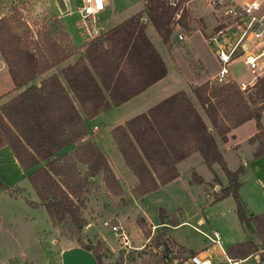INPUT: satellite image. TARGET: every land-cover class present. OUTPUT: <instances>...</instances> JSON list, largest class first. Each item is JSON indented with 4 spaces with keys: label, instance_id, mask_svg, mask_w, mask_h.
<instances>
[{
    "label": "trees",
    "instance_id": "1",
    "mask_svg": "<svg viewBox=\"0 0 264 264\" xmlns=\"http://www.w3.org/2000/svg\"><path fill=\"white\" fill-rule=\"evenodd\" d=\"M144 3L142 12L89 40L84 45V57L63 66L61 78L56 73H46L73 55L76 47L58 17L54 16L67 43L46 37L43 41L48 54L44 47L25 41L14 31L8 16L0 17V53L14 89L22 88L0 104V134L21 167L31 169L27 178L54 227L68 221L79 230L86 225L81 198L90 177L101 174L112 194L123 193L107 157L87 137L86 121L129 100L167 73L165 62L145 33L143 18L168 44L174 30L171 20L175 8L165 0ZM247 86L240 90L230 78L222 83L205 81L192 86V95L205 119L185 91L179 90L111 130L125 164L137 179L131 188L134 195L143 196L178 177L177 163L193 152L199 153L208 168L214 163L219 166L227 184L215 199L230 195L238 221L248 228L251 223L260 241L258 245L244 240L225 246L230 259L264 249V210L255 214L246 211L237 191L243 166L229 170L214 138L215 135L225 142L233 128L252 119L256 130L249 139L255 143L251 157L264 153L260 122L264 74L256 75L250 93L245 92ZM81 166L85 168L83 172ZM0 188H5L1 177ZM137 223L148 238L143 220ZM178 224L174 217L171 225ZM80 243L92 251L97 264L102 263L100 241L95 245ZM186 252L192 254L190 250ZM259 258L263 259L260 253Z\"/></svg>",
    "mask_w": 264,
    "mask_h": 264
},
{
    "label": "rangeland",
    "instance_id": "2",
    "mask_svg": "<svg viewBox=\"0 0 264 264\" xmlns=\"http://www.w3.org/2000/svg\"><path fill=\"white\" fill-rule=\"evenodd\" d=\"M54 1L57 3L56 0ZM143 1L138 0L135 3L138 9L144 5ZM179 1L182 4L181 0ZM182 1L185 2V0ZM77 4L75 0L72 5L74 15L68 19L76 37L73 41L74 45L79 48L87 38L83 32L84 23L92 27L93 19L81 18L76 12ZM180 4L175 9L171 20L174 30L169 43L165 44L155 30H151V36L168 67L169 83L172 84L174 80H184L186 88L192 79L201 80L208 76V72L217 68L206 37L212 34L218 21L215 13L210 12V8L200 0H187L185 6ZM182 8H184L183 11ZM0 11L7 12L5 16L11 20L14 31L23 35L25 41H34L37 45L44 47L46 54H48L47 43H44L46 37L57 39L60 43H67L65 39H62V31L54 17L56 14L47 0H0ZM202 11H205L202 14L205 25L200 18ZM176 12L183 15V18H177ZM178 19L179 21L176 22ZM96 22L99 24L98 19ZM148 26L152 29L150 23L147 24ZM178 33H182L185 39L178 40ZM242 61V59L235 61L238 77H245L244 80L256 77V74L246 68ZM56 70L59 69L56 68ZM51 71L54 72L55 68L53 67ZM11 87L8 71L0 69V94ZM247 87L245 92L250 93L251 85ZM125 112L127 111L124 108L112 106L91 122V127L93 125L98 127L92 138L113 162L123 193L112 194L102 180L101 174L90 177L81 198V215L87 223L80 230L75 228L72 221L54 227L44 207L27 206L22 199L14 198L2 211L0 261L62 264L61 249L63 247L72 244L81 246L80 242L84 245H95L97 241H100L101 258L104 256L101 264H184L189 254L185 249L180 248V245L194 250H207L214 262H221L223 258L216 245L213 246L207 240L212 231L219 233L222 247L225 245L224 240L229 238H250L251 233L245 230L248 227L243 224L245 229L241 228L237 221L230 195L223 197L222 200L212 201L213 192H215L214 184L224 185L226 180L217 164L208 168L199 155L182 164V179L172 185L163 187L160 185L143 196L134 195L131 192L136 178L126 166L111 136V128L114 125H124L131 117L128 115V118H125ZM262 114L264 118V112ZM214 138L217 141L215 135ZM228 152L234 155L233 150L226 151V154ZM230 157L228 156V160ZM2 162L0 177L5 188L1 189H9V186H12V189H21L11 191L12 194L23 191L26 198L36 199V193L27 178V172H23L24 170L22 171L20 167L18 170L11 164H5L4 160ZM189 166H192L193 171L190 173L188 182L189 176L185 170ZM80 169L83 172L85 168L81 166ZM255 176H259L264 181V170L258 173L245 172L249 190L253 189L264 202L262 189L253 182ZM121 215L123 221L119 220ZM174 217L182 221L176 227L171 226ZM138 219L143 220L144 227L149 233L147 240L142 241L141 248L124 247L118 242L110 227L102 223L104 220H109L112 224L122 226L128 236H131V239L129 237L130 245L135 247V242L146 237L140 232ZM144 219L156 223L165 221L168 226L151 228ZM89 223L90 226H88ZM101 233L107 240L98 238ZM253 235L252 237H257L255 233ZM13 236L15 238H12Z\"/></svg>",
    "mask_w": 264,
    "mask_h": 264
},
{
    "label": "crops",
    "instance_id": "3",
    "mask_svg": "<svg viewBox=\"0 0 264 264\" xmlns=\"http://www.w3.org/2000/svg\"><path fill=\"white\" fill-rule=\"evenodd\" d=\"M47 1L49 2V5H50L51 9H53V12L56 14V16L60 20L61 24L63 25V28L67 31V33L69 34V37L71 38V40L73 42L76 37H75V35L73 33V30H72V28L70 26L68 18L69 17H73V15H74V11H73L72 5H73L75 0H63V3H64V8L63 9L60 8L59 5L54 0H47ZM76 1L78 2V4H77L78 6H77V9H76V12L81 17L80 13L78 12V7H79V4H80V0H76ZM137 1L138 0H103L104 8L101 11L96 13L95 19H94L93 24H92V27H90L86 23H84V27L85 28H84L83 32H85L86 37H87L86 41L84 42V44H82L79 48L77 46H75L76 47V52L73 55H71L69 58H67L64 62H62V63L58 64L57 66H55L54 67L55 68L54 72H56V74L59 75V72H60V70H61V68L63 66H65L66 64L73 63L79 57H84V45L89 40L93 39L94 37L100 35L101 33L105 32V31H107L108 29H110L111 27L115 26L116 24L122 22L126 18H128V17H130V16H132V15L138 13V12H142L144 10L143 7H145V3L143 1L144 5L140 9H138L136 7V4H135ZM257 1L259 3V9H258V12L260 11L259 15H262V17L264 19V0H257ZM211 11L212 10L210 9V12ZM204 12L205 11H202L201 15H200V18H201L202 21H203L202 14ZM6 13L7 12L0 11V16L5 15ZM213 14H214V12H213ZM97 19L99 20V24H98V22H96ZM143 21L145 22V33L150 38L151 42L153 43V45L156 48V50L158 51V53L161 55L160 51L158 50V48L156 47V45L152 41V36H151V32L152 31L151 30H155L154 26L145 17L143 18ZM148 23H150L152 25V29L149 26L147 27ZM203 25H205L204 21H203ZM156 33H157V31H156ZM73 44H74V42H73ZM211 51H212V48H211ZM161 57H162V55H161ZM162 59H163V57H162ZM237 59H242L243 60V57L242 56L236 57V58L232 59L228 63V69H229L228 78L232 79L237 85H239V84L251 85L254 82V80H255L254 78L255 77L254 78L252 77L249 80H244L245 77H240V76L238 77V74L236 73V69H235V67H236L235 66L236 65L235 61ZM163 61L165 62L164 59H163ZM165 65H166V62H165ZM243 65L246 67L244 62H243ZM56 68L59 69V70L57 71ZM0 69L8 71L7 64H6L5 60L3 59L1 53H0ZM217 70H218V64H217V68H215L211 72H208L209 74L205 78H202L201 80H199V79L196 80V79H192L191 78L192 80L187 84V87L185 88L184 80H182V81L181 80L180 81L179 80L178 81L174 80L172 84L169 83V81H168L169 71H168V67H167V73H166V75L163 78H161L160 80L154 82L149 87H147L145 90H143L139 94L133 96L129 100H127V101H125V102H123V103H121L119 105H112V106L117 107V108L118 107L119 108H124V110L127 111V112H125V118H128V115H129V117L131 115L130 118H132L133 116H135V115H137L139 113L145 112L148 108H150L151 106L155 105L156 103H158L162 99L168 97L169 95H171V94H173V93H175V92H177L179 90H184L185 93L190 97L193 105L196 107V109L198 110L200 115L205 119L202 110L200 109V107L198 106L194 96L192 95L191 87L195 86V85H198L200 83H203L205 81H212L213 80V76L216 74ZM52 72L53 71L49 70L46 73V75L51 74ZM8 74H9V71H8ZM9 77H10V81L12 83V87L9 90H7V91H5V92L0 94V104L3 103L5 101V99H7L10 95L22 90V88L21 89H14V84H13V81L11 79L10 74H9ZM60 78H61V76H60ZM103 112H100L98 115H100ZM263 112H264V106H263V111L261 112V117H260V122H261V125H262L263 129H264V118H263V114H262ZM98 115H96L93 118L87 119V121H86L87 125H88V128H89V133H88L87 137L89 139L93 140L94 142H95V140L92 138L93 137L92 135H93V133L95 131L98 130V127L96 125H93L91 127V122ZM115 126H117V125H114L113 127H115ZM112 128H111V130H112ZM255 130H256L255 129V122H254V120L250 119V120H247L246 122L236 126L235 128H233L231 130V132H230V136H228V138H227V140L225 142L220 141L219 138L216 136V140H217L216 144L218 145V149H219V151L222 154V157L224 159L226 167L229 170H235L240 165L243 166L242 171L238 174V181L240 182V185H239L237 191H238V194L240 195V198L244 202L246 211L247 212H251L253 214L259 213V212L264 210V202L261 200L259 195L255 191H253V189L252 190L250 189L251 191L249 190L248 180L245 179V172H247V171H250L251 173H258L259 171L264 170V153L261 156L257 157V158H252L251 157V154H252V151L254 149L255 143L250 142L249 139L255 133ZM228 150H233L234 155H231V153H229V152L226 154V151H228ZM0 153H1L0 154V167H2V163H3L2 160H4L5 164H7V165L11 164V165L15 166L18 170H19V167H20L22 169V171L23 170H24L23 172L26 171L27 174L31 170V169L25 170V169H23L21 167V165L19 164V162L16 159L15 155L13 154L12 150L10 149L9 145L6 143V141L4 140V138L2 137L1 134H0ZM103 153H104V151H103ZM198 155H199L198 152H193V153L189 154L188 156H186L183 160L178 162L177 163V170L179 172V176L176 177L175 179L171 180L170 182H168V183H166L164 185H161V187L170 186L174 182H177L178 180H181L182 179V177H181L182 176V168H181L182 164L185 161L189 160L190 158H197L196 156H198ZM226 155H227V157H226ZM105 156H106V154H105ZM228 156H231L229 158L230 160H228ZM199 157L201 158L200 155H199ZM107 160H108V162H109V164H110V166H111V168L113 170V173L119 179L118 175L116 174L113 162H111L108 159V157H107ZM201 161H202V158H201ZM214 164H212L211 166H213ZM192 169H193L192 166H189L185 170V173H187V176H189L188 177V182L190 180V173H192V171H193ZM220 172H222L221 169H220ZM222 174H223V172H222ZM223 176H224V174H223ZM224 178H225V176H224ZM136 180H135V183H136ZM225 180H226V178H225ZM253 182H254V184L258 185L259 188L262 189V192L264 194V181L261 180L259 178V176H255ZM226 184H227V181H226V183L224 185H218L217 186V184H214L215 192H213L214 197H213L212 201H217V200H220V199L222 200L223 199V198L215 199V195L218 194L219 189L222 188V186H225ZM12 188H13L12 186H9V189H1L0 188V205H2V206H0V224H1V221L3 222V220H2L3 219V217H2L3 209L5 207H7L6 204L12 202V200L14 198L22 199L24 204L27 205V206L39 205L38 204L37 195H36V199H28L23 194V191H20L18 193L12 194L11 191H13V190H21V189H12ZM25 199H28L29 203H27ZM232 208H233V211H234V209H235L234 201H233ZM234 214H235V211H234ZM235 216H236V214H235ZM119 220L123 221L122 215H121V218H119ZM144 220H146L148 222V225L151 226V228L152 227L156 228V227H159V226H162V225L166 226V227L168 226V223H166L165 221H162V222L159 221L158 223H156V222H150L147 219H144ZM237 221H238V219H237ZM181 223H182V221H179V224H181ZM178 225H171V226L172 227H176ZM239 225L241 226V228L244 226L240 222H239ZM88 226H90V223L88 224ZM243 229H245V228L243 227ZM245 230H248V232L251 233L250 238H248V239H244L243 237H240L238 239L229 238L228 240H224L225 245L223 247L220 244L221 243V237H220V240H219L218 244L211 243L207 239L211 244H213V246L216 245L218 251L220 252V254L222 255V258H223V260L221 262H214L211 259V256L207 253V250H202V249L194 250V249L186 248L184 245H180V246H183L186 251H188V250L192 251V254L193 253H198L201 256H205L206 258H208L210 260V262L212 264H213V262H214V264H264V249H260L258 252L254 253V254H250V255H248V256H246L244 258H241V259H230L225 254V246L233 244V243H236V242L249 240L252 243H254L255 245H258L260 243L259 237H258V235L256 233V230L254 229V227L252 226L251 223H249V228H246ZM140 232H142L141 228H140ZM215 232H217V231H215ZM253 232L257 235V237L256 236L252 237V236H254ZM142 234H143V232H142ZM217 234L219 235L218 232H217ZM100 236H98V238L106 239L104 236H102V233L100 234ZM143 236H144V234H143ZM208 236L211 237V235H208ZM129 237L131 239V236H129ZM12 238H15V236H13ZM146 240L147 239L144 236L143 240H138L137 242H135V247L131 246V248H141L142 241H146ZM75 245H78V244H72V245H69L67 247H63L61 250L65 249V248L74 247ZM259 253L263 256V259L259 258ZM102 258L104 259V256ZM228 259H229V261H228ZM0 264H26V263L25 262L10 263L7 260H2V261H0ZM184 264H185V262H184Z\"/></svg>",
    "mask_w": 264,
    "mask_h": 264
},
{
    "label": "built area",
    "instance_id": "4",
    "mask_svg": "<svg viewBox=\"0 0 264 264\" xmlns=\"http://www.w3.org/2000/svg\"><path fill=\"white\" fill-rule=\"evenodd\" d=\"M166 3L175 9L178 8L179 0H165ZM209 7L216 15L217 25L212 34L207 38V42L212 48L218 70L213 76L214 81L222 83L228 79V63L239 56L243 57V62L251 72L256 75L264 74V20L262 15L257 14L259 3L257 0H200ZM185 6L187 0L183 3ZM104 8L103 0H80L78 12L82 18L95 19L97 12ZM184 8H182L183 11ZM177 11V10H176ZM183 15L176 12V17L182 19ZM179 19L176 21L178 22ZM174 28V27H173ZM179 40L185 36L177 34ZM228 39V40H227ZM240 90L246 84L238 85ZM104 226L116 236L118 242L124 247L131 248L129 236L122 226L112 224L109 220H104ZM211 243L218 244L220 236L212 231L211 237H207ZM229 261V259H228ZM185 264H212L208 258L198 253L189 255Z\"/></svg>",
    "mask_w": 264,
    "mask_h": 264
},
{
    "label": "water",
    "instance_id": "5",
    "mask_svg": "<svg viewBox=\"0 0 264 264\" xmlns=\"http://www.w3.org/2000/svg\"><path fill=\"white\" fill-rule=\"evenodd\" d=\"M60 8H64L63 0H56ZM77 240V239H76ZM62 264H97L95 255L79 245L61 251Z\"/></svg>",
    "mask_w": 264,
    "mask_h": 264
}]
</instances>
